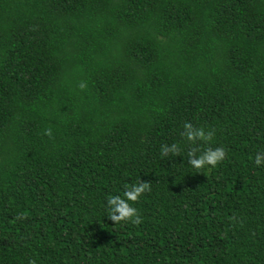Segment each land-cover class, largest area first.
<instances>
[{"label": "trees", "instance_id": "trees-1", "mask_svg": "<svg viewBox=\"0 0 264 264\" xmlns=\"http://www.w3.org/2000/svg\"><path fill=\"white\" fill-rule=\"evenodd\" d=\"M261 152L264 0H0V264H264Z\"/></svg>", "mask_w": 264, "mask_h": 264}, {"label": "clouds", "instance_id": "clouds-1", "mask_svg": "<svg viewBox=\"0 0 264 264\" xmlns=\"http://www.w3.org/2000/svg\"><path fill=\"white\" fill-rule=\"evenodd\" d=\"M78 87L83 90L87 87L86 82L81 81ZM44 135L49 138L52 137L51 128L45 129ZM183 137L192 145L189 148L188 163L190 166L197 170H203L208 168H216L221 164L227 157V152L224 147L211 146L213 141L215 130L205 131L204 128L194 127L192 123L185 122L183 125ZM201 144L205 147L201 148ZM180 147L173 143L171 146L164 144L161 147V156L168 157L169 153L171 156H180ZM264 161V152L258 153L255 157V164L261 165ZM151 191L150 182L140 181L138 184L131 186L125 185L123 196L112 195L107 199L108 218L115 224L120 223H131L133 225H140L142 223V217L138 210L132 205L137 202L140 197L146 192ZM132 202V203H130ZM29 264H35L34 260H29Z\"/></svg>", "mask_w": 264, "mask_h": 264}]
</instances>
